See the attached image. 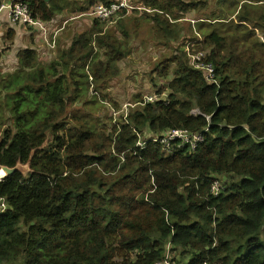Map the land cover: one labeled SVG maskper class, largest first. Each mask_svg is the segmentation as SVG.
<instances>
[{
    "label": "trees",
    "instance_id": "16d2710c",
    "mask_svg": "<svg viewBox=\"0 0 264 264\" xmlns=\"http://www.w3.org/2000/svg\"><path fill=\"white\" fill-rule=\"evenodd\" d=\"M25 1L33 17L52 27L66 11L86 13L117 0ZM143 3L156 11L150 20L158 36L169 41L177 39L181 18L207 5ZM218 4L211 18L194 19L192 26L204 33L200 49L207 50L219 84L208 83L176 49L157 67L163 77L173 69L168 103L130 111L129 123L121 117L111 134L92 128L85 115L75 116L80 124L68 129L65 120L69 99L81 97L80 71L94 52L92 43L107 56L93 71L96 79H106L126 55L110 31L102 33L103 21L90 17L93 23L72 33L47 66L37 63L32 48L18 53L22 68L31 71L0 80V124L3 107L12 120L0 138V168L23 164L29 171L17 169L0 181L6 201L0 264H155L169 242L172 252L190 255L181 264H264V42L256 32L264 35V0ZM133 127L150 133L209 129L195 151L183 147L165 155L151 144L135 155ZM49 133L53 140L45 146ZM218 176L237 180L214 196Z\"/></svg>",
    "mask_w": 264,
    "mask_h": 264
},
{
    "label": "rangeland",
    "instance_id": "374dc122",
    "mask_svg": "<svg viewBox=\"0 0 264 264\" xmlns=\"http://www.w3.org/2000/svg\"><path fill=\"white\" fill-rule=\"evenodd\" d=\"M144 1L145 0H137V2H139L138 5L141 7L144 6ZM187 1H206L207 5L200 8V10L193 11L185 18H181L183 21L176 23L177 26L175 27L178 35L173 36L177 39H172L170 41L169 39L158 36L153 26L154 22L150 20V16L156 13V11L148 13L136 10L132 14L131 12L128 14L123 12L119 19L114 18L110 21H103L102 33L110 31L109 33L115 37L114 42L122 45V49L126 55L123 59L111 65L109 75L106 79H96L93 71L100 64L99 60L105 61L107 56H105L104 51L97 48L95 43H92L94 52L90 60L84 66V73L82 70L80 71L83 75V81L85 82L81 97L74 102L70 100L71 98L69 99L70 102L65 114V120L69 122L66 129L80 124L77 122L75 116L85 115L84 121L92 128H96V130L99 131L105 130L107 134H111L112 125H116L122 117L121 114L114 116L113 109L119 110L124 102L140 100L144 95L155 92H169L167 86L169 78L170 80L172 78L173 69H170V74L167 77H163L160 76V73L157 71V67L158 69L161 68L158 64L174 56L176 49L180 52L183 49L187 54V43L191 41L190 39L193 38L195 34V30L192 26V24L194 25L195 23L190 20H208V18H211L210 16L212 13L218 11L219 8L218 0ZM67 14L70 15V17L73 16L71 12ZM235 16L236 12L231 18ZM76 21L77 24L78 22L84 23V21L81 20ZM256 32L260 41L264 42V35L257 30ZM9 34L8 36H4L0 43V80L4 79L3 84L9 81L12 74L22 70L27 72L31 71V69L22 68L18 58V53L20 51L36 47L38 49V51L35 49L38 57L37 63L47 66L51 61L57 59L59 52L64 49L59 47L57 43L56 50H53L50 54L47 52V55H49L46 57L39 47L40 44L37 43V46L33 42V37L36 35L35 32L24 36L22 38L23 42L20 41L19 38L16 42L15 36L10 37ZM203 34V32L200 33V36L202 37ZM67 36L69 37L70 35ZM42 42L43 41H41V43ZM200 48V45L195 43L189 47V50L190 52L207 51L201 50ZM43 49L47 50L45 46ZM41 53L45 58L42 57ZM68 80L70 81V77H68ZM2 92L4 95L7 93L4 89H2ZM92 100L97 101V105L93 106L89 103V101ZM1 115L4 119L0 124V138L2 137L3 129H10L12 126V120L8 118L9 114L4 107L1 111ZM4 122L5 125L3 126L2 123ZM62 133L63 131L60 132L59 135ZM51 134L52 133H49L48 143L45 146L53 140L54 135ZM17 167L25 174L29 171L27 165L19 164ZM218 180L224 188L237 179L230 176H218ZM174 256L177 257L178 261L182 262H186L190 258L189 254L182 255V249L176 250Z\"/></svg>",
    "mask_w": 264,
    "mask_h": 264
},
{
    "label": "built area",
    "instance_id": "2783aa9c",
    "mask_svg": "<svg viewBox=\"0 0 264 264\" xmlns=\"http://www.w3.org/2000/svg\"><path fill=\"white\" fill-rule=\"evenodd\" d=\"M6 8L8 10V16L13 26L21 27L28 30H35L40 34L46 49H43V53L46 57L57 48V38L61 30L65 28V25L68 21H65L60 29L54 30L55 20L52 22V27L43 23L41 20L33 17L31 15L28 3L25 0H9L8 3L2 2L0 11ZM133 10H152L149 8L141 7L140 5H134L131 0H117L110 3L109 5L98 4L90 8L86 13H81L79 16H89L93 18H98L101 21L112 20L114 18L119 19L123 12L126 14L132 12ZM196 22L195 20H190ZM195 34L198 36L197 39H190L191 41L187 43V56L190 62V65L201 71L204 75V78L208 83L219 84V78L216 71V68L213 63L208 62L207 51L206 52H190L189 47L195 43L200 44L203 42V38L199 33ZM47 52L49 53L47 55ZM169 92H155L152 94L144 95L139 101L133 102L128 101L124 102L119 110L113 109L114 116L122 114L124 121H127L129 112L138 108L144 107L148 104L155 105L157 102L163 104L168 103ZM193 114H199L198 109H193ZM209 118V117H207ZM209 127H206L203 132H191L187 129L177 128L166 130L163 133H150L146 130L141 131L133 127V132L136 135V143L131 151L137 155L140 151L146 149L149 145L154 144L161 147L165 155H170L175 149L188 147L191 151H195L199 144L204 142L205 133L208 132ZM123 158V154L120 155ZM3 176L1 175L0 170V181ZM223 189L219 180H215L211 186V194L217 196L220 194ZM0 209L1 211L6 209V201L3 198H0ZM172 243L169 242L166 246V251L161 260L157 261L155 264H181L175 259L174 252H172Z\"/></svg>",
    "mask_w": 264,
    "mask_h": 264
},
{
    "label": "crops",
    "instance_id": "0c3cea01",
    "mask_svg": "<svg viewBox=\"0 0 264 264\" xmlns=\"http://www.w3.org/2000/svg\"><path fill=\"white\" fill-rule=\"evenodd\" d=\"M3 4L4 3H8L9 0H2ZM68 11L64 12L61 15L56 16L55 18V29H60L63 25V23L65 21H68V24L66 25V29H63L59 32L58 34V38H57V43L58 46L61 48H65L66 45L69 42L68 36L71 37L72 33H78L80 30H82L87 24H92V20L89 16H79L80 14H74L73 12H71V14L73 16L70 17V15L67 14ZM76 20H81L84 21V23L78 22ZM194 28V26H193ZM9 30V31H8ZM10 30H12L15 34V41L17 42L18 38L20 41H22V38L28 34H33L35 32V36L33 37V42L37 45V43H39V47L42 49L43 51V47L46 46L44 44V41L42 40L40 34H37V31L35 30H28V29H24L21 27H15L12 25L9 16H8V10L6 8H3L0 11V43L2 42V39L4 38V36H8V34L10 33ZM71 33V34H70ZM11 34V33H10ZM9 34V35H10ZM35 40V41H34ZM41 41H43L41 43ZM23 42V41H22ZM38 46V45H37ZM32 49H36L38 51V49L36 47H31ZM42 57H44V55L41 53ZM45 58V57H44ZM57 58V57H56Z\"/></svg>",
    "mask_w": 264,
    "mask_h": 264
},
{
    "label": "water",
    "instance_id": "95a60500",
    "mask_svg": "<svg viewBox=\"0 0 264 264\" xmlns=\"http://www.w3.org/2000/svg\"><path fill=\"white\" fill-rule=\"evenodd\" d=\"M44 1L49 2L50 0H44ZM17 169L19 168L18 167H15V168L1 167V170L4 172V177L12 174Z\"/></svg>",
    "mask_w": 264,
    "mask_h": 264
},
{
    "label": "bare ground",
    "instance_id": "6f19581e",
    "mask_svg": "<svg viewBox=\"0 0 264 264\" xmlns=\"http://www.w3.org/2000/svg\"><path fill=\"white\" fill-rule=\"evenodd\" d=\"M1 175H3V176H4V172H3V171L1 172Z\"/></svg>",
    "mask_w": 264,
    "mask_h": 264
},
{
    "label": "clouds",
    "instance_id": "9594fccd",
    "mask_svg": "<svg viewBox=\"0 0 264 264\" xmlns=\"http://www.w3.org/2000/svg\"><path fill=\"white\" fill-rule=\"evenodd\" d=\"M3 176V175H2ZM3 178H4V176H3Z\"/></svg>",
    "mask_w": 264,
    "mask_h": 264
}]
</instances>
